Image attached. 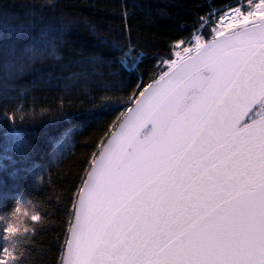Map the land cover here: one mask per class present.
Instances as JSON below:
<instances>
[{"label":"snow or ice","instance_id":"6c2138e0","mask_svg":"<svg viewBox=\"0 0 264 264\" xmlns=\"http://www.w3.org/2000/svg\"><path fill=\"white\" fill-rule=\"evenodd\" d=\"M208 16L200 20L211 39L196 36L175 60L162 59L167 71L137 84L135 104L92 159L62 264H264V0H235ZM127 17L125 10V27ZM0 31L34 40L38 31L43 47L25 48L35 60L56 52L49 33L64 29L41 16L0 21ZM125 39L127 46L115 37L101 42L122 52V66L138 67L142 50L131 57L130 32ZM100 99L101 110L120 106ZM9 119L0 115L9 130L0 161L15 164L11 153L26 162L31 146ZM6 230L11 239L22 228ZM0 251V264H24L14 250Z\"/></svg>","mask_w":264,"mask_h":264},{"label":"trees","instance_id":"16d2710c","mask_svg":"<svg viewBox=\"0 0 264 264\" xmlns=\"http://www.w3.org/2000/svg\"><path fill=\"white\" fill-rule=\"evenodd\" d=\"M226 4L235 0H0V21L21 24L42 16L64 29L49 33L56 52L35 60L25 48L43 47L38 31L35 40L0 31V115L7 112L9 125L14 119L31 146L26 162L11 153L15 164L0 161L8 166L0 168V248L14 250L24 264H62L78 190L118 118L135 104L137 84L166 71L161 61L174 58L176 42L207 32L200 18L208 21L212 9ZM129 32V55L142 50L138 67L122 66V52L101 42L115 37L127 46ZM13 44L15 56L9 54ZM101 97L120 106L101 110ZM8 135L0 120V155ZM10 223L22 228L11 239ZM0 259H7L2 251Z\"/></svg>","mask_w":264,"mask_h":264},{"label":"rangeland","instance_id":"374dc122","mask_svg":"<svg viewBox=\"0 0 264 264\" xmlns=\"http://www.w3.org/2000/svg\"><path fill=\"white\" fill-rule=\"evenodd\" d=\"M244 2H246V0H244ZM256 2H258V0H253V3H256ZM245 10H247V9H245ZM224 13H221V15H223ZM216 26H218V24H214V25H212V28H215ZM212 35H214V32L211 30V29H208V31L207 32H205L204 30L203 31H199L198 33H196L195 34V36L193 37V39L191 40V43L192 44H194L195 43V37L196 36H203V38L205 39V40H210L211 39V37H212ZM190 46V43H186V42H184V44H182V45H179V46H177V44H176V46H175V52L176 51H182V49L183 48H185V47H189ZM176 59V56L174 55V58L172 59V60H175ZM164 65H166V71H167V64L165 63Z\"/></svg>","mask_w":264,"mask_h":264}]
</instances>
